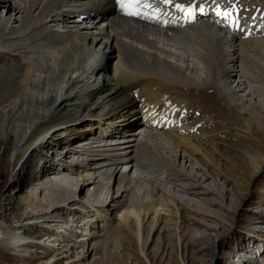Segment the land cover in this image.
<instances>
[{
	"label": "bare ground",
	"instance_id": "1",
	"mask_svg": "<svg viewBox=\"0 0 264 264\" xmlns=\"http://www.w3.org/2000/svg\"><path fill=\"white\" fill-rule=\"evenodd\" d=\"M1 11L0 141L8 179L23 163L12 184L25 202L0 208V258L105 264L128 243L154 251L172 229L177 248L161 240L156 255L212 264L203 227L239 245L218 264H264V209L245 233L189 215L229 227L209 209L241 210L246 173H264V0H0ZM203 167L218 170L210 188Z\"/></svg>",
	"mask_w": 264,
	"mask_h": 264
},
{
	"label": "rangeland",
	"instance_id": "2",
	"mask_svg": "<svg viewBox=\"0 0 264 264\" xmlns=\"http://www.w3.org/2000/svg\"><path fill=\"white\" fill-rule=\"evenodd\" d=\"M0 15H3V17H5L6 13L4 11H1ZM105 26H106V24L104 22L100 23V27H105ZM56 29H58V28H56ZM209 92H212V91H208V93ZM133 108H137V106L134 105V107H132V109ZM192 122L193 121L188 122V123H186V125L188 127H193V125H191ZM186 125H183V126H186ZM180 126H182V125H177L176 124V126H174L172 128V130L171 129H159L158 132L159 131L160 132L164 131L165 132V133L163 132L164 134L169 135V137H171L174 140V142L178 143L179 140L176 139V135L174 133L170 132V130L171 131L177 130ZM202 127H204V125L201 126L200 128H202ZM161 130H163V131H161ZM196 135L200 137V134L197 133ZM79 140H82V139H79ZM232 144H234V143H231V145ZM235 144H237V143H235ZM182 154L183 155H187V153H182ZM51 156H53V155H51ZM195 157H197V156H195ZM199 158L202 159L201 156L197 157V159H199ZM5 160H6V163L4 162ZM233 160L234 161H238L240 163V160L237 157H234ZM220 163H221V166H224V167L233 165V162L227 161V160H223V159L221 160ZM7 166H10L11 168H13L14 162H12L10 157H5L4 156V144H3L2 141H0V189L3 188V186H5L3 188V193L0 194V208H1V206L3 204H7L6 200H8V204L10 203V208L11 209L12 208H18L17 207V202H23L24 201L23 198L25 197V195L23 193H20V191L22 189V188H20V186L13 185L12 183H13L14 177L21 170V167L23 166V163L18 168V170H17L18 172L16 171L15 173H13L14 170H12V172H11L12 177H11V179L9 178L10 180L8 179V176H7L8 175ZM203 169L206 171L208 176H212L211 181L209 183L205 184L206 188H210L216 182L215 178L217 176L218 170L215 169V170H213V172L211 171V173H209L205 167H203ZM122 170H123V172L128 174V172L131 171L132 169H131V167H125ZM130 175H132V176L134 175L135 176L134 171H131ZM247 175H248V178L250 180L249 183L251 185L245 191V195H246L245 196V201L242 202V209L241 210L232 212L231 214H227L226 212L225 213H221V212H219L216 209H209V211L212 212V213H217L218 212L219 214H224L227 218H229V220H230V221H228V222H230V226L229 227L226 224L220 222L219 220H215V219L207 220V219L202 218L200 216H197L195 214H189V215L191 217L201 221L203 224H205L207 226H212L214 228L216 227L218 229L223 228L224 230H230L231 229V224L235 223L236 226L233 228L234 232L245 233V232H247V230L250 231V229L253 230L254 228H259V227H256V225H257L256 222H258V220L257 219H253V217H254L253 215H255L258 212H260L261 209H264V206L260 207L261 206L260 204H261V202L263 200L262 197H263V194H264V173L260 174V176L255 178V179L251 178L250 172L246 173V176ZM220 178L221 177H219V179ZM220 180H222V179H220ZM221 183H222V181H221ZM168 189L169 190L171 189L170 185H168ZM227 189L231 190L230 187H228ZM26 191L27 192L29 191V193L31 192V190H25L24 192H26ZM172 194L176 198H178L180 200H182L184 198H187V197H184L182 194H179L178 192H175V193H172ZM162 195L163 194H160L159 197H162ZM252 196H253V200H250ZM84 198L86 200L88 199L86 197H84ZM88 202H90V201H88ZM220 204H223V203H220ZM202 207H205V205H203ZM178 208L181 209V206H179ZM251 222L253 224H251ZM260 229H262V232H260V234L262 236H264V225H262L260 227ZM159 230H158V232H156L154 234V236H153V240L154 241L150 245V248H152L154 251L148 250L145 253L140 254L139 249H138V247L135 244H129L128 243V249L125 250V251L123 250L124 253L126 254L124 259H116V260H114L112 262L105 261V264H192V261L187 259V256L185 257V254H182V253H180V260H179L178 255H177L178 253H177L176 250H175V253L173 254V257L170 259V262H169L168 259L167 260L163 259L161 255H160L161 257L159 255H156L155 250L161 248V240L169 241V242L172 243L174 248H177L176 247L177 241H176V238L174 237L175 236V231L171 229V230H168L167 232L162 231L160 233ZM198 230H199V234H198L197 237H199V235H201V234H204L205 236H208L209 238H211V241L213 240L212 242L215 243V245L217 247L216 250L218 252V255L220 254V256L224 255V256L232 257V259L234 260L235 258H234L233 253H235L236 250H238L236 253L239 254L238 253L239 252V245L237 244L236 241L232 242L231 245L227 249H225L223 247V245L220 246V244H216V240H215V237L217 235L216 232L211 231V230H206L203 227H200ZM36 231L37 230H35V232ZM230 231H232V230H230ZM164 237H167V238H164ZM29 238H33V237H29ZM258 241L261 242V244H263L264 239L261 238ZM90 245H91V243H90ZM202 247H206V245L203 244ZM259 247H260V244H259ZM259 247L255 248L256 252L259 250ZM192 251H194V250L192 249ZM0 252H3L1 247H0ZM193 253L195 254V251ZM40 254H41V251L37 252L36 256H38ZM200 256H202V255H200ZM220 256H218L215 260H212L211 261L212 264H218V262L220 261V259H219ZM198 257H199V255H198ZM248 257L251 258L253 262H256V264H261V263H259L258 260L255 259V257H256L255 253L249 254ZM28 259H30V258H27V260ZM239 259L240 258H237L236 261L239 262ZM202 262L200 264H205L204 261H202ZM28 263H29L28 261H23L21 259L12 258V257H10V258L9 257L8 258H6V257L0 258V264H28ZM34 264H39V262H35ZM61 264H70V263L63 262ZM196 264H199V263H196Z\"/></svg>",
	"mask_w": 264,
	"mask_h": 264
},
{
	"label": "snow or ice",
	"instance_id": "3",
	"mask_svg": "<svg viewBox=\"0 0 264 264\" xmlns=\"http://www.w3.org/2000/svg\"><path fill=\"white\" fill-rule=\"evenodd\" d=\"M164 2H165V3H169V2H170V0H164ZM121 3L123 4V3H124V0H121ZM178 7H179V6H178ZM200 10H201V11H203V9H202V8H201ZM191 11H192V10H191V9H189V13H191ZM218 14H219V13H218Z\"/></svg>",
	"mask_w": 264,
	"mask_h": 264
}]
</instances>
